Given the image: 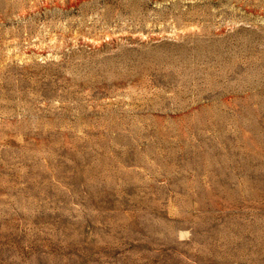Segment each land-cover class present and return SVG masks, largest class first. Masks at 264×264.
Here are the masks:
<instances>
[{
    "label": "rangeland",
    "instance_id": "rangeland-1",
    "mask_svg": "<svg viewBox=\"0 0 264 264\" xmlns=\"http://www.w3.org/2000/svg\"><path fill=\"white\" fill-rule=\"evenodd\" d=\"M0 264H264V0H0Z\"/></svg>",
    "mask_w": 264,
    "mask_h": 264
}]
</instances>
